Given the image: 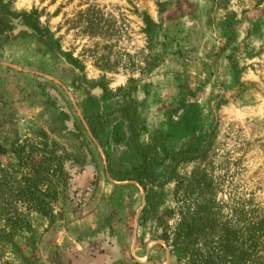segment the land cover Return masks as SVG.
I'll return each mask as SVG.
<instances>
[{"label":"rangeland","instance_id":"1","mask_svg":"<svg viewBox=\"0 0 264 264\" xmlns=\"http://www.w3.org/2000/svg\"><path fill=\"white\" fill-rule=\"evenodd\" d=\"M0 34V264H185L160 233L200 195L215 224L190 247L264 264V0H0ZM9 144L63 155L64 187Z\"/></svg>","mask_w":264,"mask_h":264},{"label":"trees","instance_id":"2","mask_svg":"<svg viewBox=\"0 0 264 264\" xmlns=\"http://www.w3.org/2000/svg\"><path fill=\"white\" fill-rule=\"evenodd\" d=\"M1 38V34H0ZM191 103H187L190 106ZM103 113L90 112L83 116L87 129L94 137L99 140V129L102 123L105 121ZM50 145L55 144L51 141ZM135 148L140 152L143 157L144 164L139 168L131 169L133 171L131 180L136 181L142 188L144 193L145 205L140 209L139 220L143 223L147 219L148 211L147 207L151 206L150 188L144 184V181L151 179V169L158 164L161 160L159 158L158 146L154 144H145L142 149H139L137 144H134ZM9 150L15 155L18 160V166H25L27 169L24 174L30 178L38 177L39 179H46L50 182V179H54L55 182L61 184L64 187L67 179V174L62 168L63 155L55 156L52 150H44L41 155V159L35 164L27 161L28 155L24 150L23 145L9 144ZM195 151V146L192 149ZM7 176V175H5ZM51 186L46 190L45 196L49 198L55 197L57 191V184H49ZM5 192V191H4ZM204 199V198H203ZM201 195L191 198L189 203H184L181 208H178L179 216H177V223L174 225L173 230L168 232L164 228L161 230L160 239H162L170 252H175L179 255V258L186 260L185 264H217L218 260V242L217 238L214 239L216 246L206 248V250L193 249L190 246L193 245L195 239H197L200 231L204 227H210L215 224L214 218L210 217V213L206 212L205 199L203 200ZM36 200V199H35ZM44 207L47 212L50 209L48 202H39V205ZM38 204H32L31 208L36 209ZM38 209V208H37ZM41 212V211H40ZM43 214V212H41ZM51 217V216H50ZM16 221L13 219L0 218V242L11 243L13 231ZM226 240V239H225ZM228 241V240H227ZM242 249H239L238 255H242ZM241 260H239L240 262ZM234 263V264H239Z\"/></svg>","mask_w":264,"mask_h":264}]
</instances>
